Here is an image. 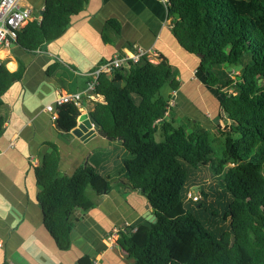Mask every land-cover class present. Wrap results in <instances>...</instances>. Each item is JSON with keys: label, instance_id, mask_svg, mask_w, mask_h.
<instances>
[{"label": "trees", "instance_id": "1", "mask_svg": "<svg viewBox=\"0 0 264 264\" xmlns=\"http://www.w3.org/2000/svg\"><path fill=\"white\" fill-rule=\"evenodd\" d=\"M87 2L44 0L41 18L22 26L16 42L28 50L43 46ZM166 8L177 43L197 57L205 84L221 94L228 126L217 154L209 129L179 123L169 99L182 82L163 54L157 60L142 54L99 73L93 91L102 98L88 115L126 150L118 177L139 190L156 215L118 229L116 242L126 254L118 264H264V0H166ZM106 26L120 35L116 17ZM22 70V64L14 72L1 64L0 93ZM79 114L72 101L64 102L56 124L67 131ZM2 125L0 116V133ZM50 146L35 167L36 198L45 226L66 248L75 211L93 207L115 177L88 162L62 173L58 149ZM193 187L200 198L188 196ZM78 264H92V257L85 254Z\"/></svg>", "mask_w": 264, "mask_h": 264}, {"label": "crops", "instance_id": "2", "mask_svg": "<svg viewBox=\"0 0 264 264\" xmlns=\"http://www.w3.org/2000/svg\"><path fill=\"white\" fill-rule=\"evenodd\" d=\"M22 5L31 9L30 20L41 18L44 0H23ZM110 17L120 21L118 37L106 26ZM128 42L136 48L152 47L156 57L163 54L176 63L179 78L186 77L181 85L204 81L197 62L193 67L195 55L174 38L166 2L161 0H88L66 29L43 46L28 50L16 40L0 46V61L8 71L23 67L0 93V264H78L85 254L92 257V264L123 262L126 254L116 242L118 229L150 209L146 197L115 177L112 188L93 207L75 211L70 245L60 248L37 202L35 167L54 143L62 173L71 174L87 162L98 171L112 166L120 171L128 153L117 139L99 134L87 139L86 130L76 126L78 121L72 127L76 132L62 130L44 105L60 93L85 91L79 110L88 113L93 101L102 98L88 89L92 70L120 50L132 52ZM112 141L119 146L116 152L110 151Z\"/></svg>", "mask_w": 264, "mask_h": 264}, {"label": "rangeland", "instance_id": "3", "mask_svg": "<svg viewBox=\"0 0 264 264\" xmlns=\"http://www.w3.org/2000/svg\"><path fill=\"white\" fill-rule=\"evenodd\" d=\"M165 3V0H161ZM151 57L156 60L155 55ZM194 60L192 61L193 67L198 62L197 58L193 56ZM173 66L178 70L179 67L176 63ZM185 77V75H183ZM182 75L180 79L185 83V79ZM186 78V77H185ZM198 82L196 79L194 80ZM170 92L167 84H164L161 88V93L167 95ZM175 94V97H174ZM184 95V96H182ZM189 98V99H188ZM221 94L215 87H209L205 82L189 85L188 83L180 86L177 92H171V98L169 99V104L177 113L179 123L185 124L188 128H191L195 125L198 127L207 128L210 131L212 146L214 151L217 154L223 149L224 146V135L221 130H227L228 119L225 117V114L220 106ZM196 127V126H195ZM162 137L161 131L156 135L157 139ZM118 142V141H117ZM110 151H118L119 146L112 141L110 143ZM104 151H108V147H105ZM108 169V170H107ZM101 172L111 175V177L119 176V167L112 166ZM105 171V172H104ZM193 190L199 195L200 192L197 187H193ZM88 192H91L90 188L87 189ZM124 261V259H123Z\"/></svg>", "mask_w": 264, "mask_h": 264}, {"label": "built area", "instance_id": "4", "mask_svg": "<svg viewBox=\"0 0 264 264\" xmlns=\"http://www.w3.org/2000/svg\"><path fill=\"white\" fill-rule=\"evenodd\" d=\"M22 1L23 0H0V46L7 45L11 40H16L17 31L33 17L31 9L23 6ZM37 18L39 19L40 15H37ZM142 54H147L150 57L151 55H155L152 47L144 48L139 46L132 52H124L123 54H120L119 52L115 53L112 57L98 64V66H96L91 72V79L88 83L89 91H93L100 72H109L112 67L119 66L128 59L136 61ZM84 94L85 91L60 93L53 101L46 103L44 109L50 113L53 120H56L58 105L72 101L78 108H80L82 106V97ZM91 124L92 126H95L92 121ZM188 196L197 199L198 194L195 191L190 190Z\"/></svg>", "mask_w": 264, "mask_h": 264}, {"label": "water", "instance_id": "5", "mask_svg": "<svg viewBox=\"0 0 264 264\" xmlns=\"http://www.w3.org/2000/svg\"><path fill=\"white\" fill-rule=\"evenodd\" d=\"M43 12V10H41ZM78 124L76 126L81 127L82 129L86 130L85 136L88 138L99 134L101 136L107 137L109 139H112V136L108 135L104 130L101 128L94 129V127L91 124V118L89 117L88 113H80L77 117ZM89 129V130H88ZM76 128H72V132H76ZM119 138V137H118ZM143 216L151 221L156 220V215L150 210L147 209L144 213Z\"/></svg>", "mask_w": 264, "mask_h": 264}]
</instances>
